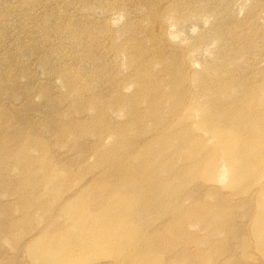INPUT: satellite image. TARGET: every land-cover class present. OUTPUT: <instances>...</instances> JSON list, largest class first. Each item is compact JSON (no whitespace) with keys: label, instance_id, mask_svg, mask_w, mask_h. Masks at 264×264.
I'll use <instances>...</instances> for the list:
<instances>
[{"label":"rangeland","instance_id":"1","mask_svg":"<svg viewBox=\"0 0 264 264\" xmlns=\"http://www.w3.org/2000/svg\"><path fill=\"white\" fill-rule=\"evenodd\" d=\"M204 107L241 136L220 163L260 122L255 170L191 166L213 144L195 124ZM263 169L264 0H0V264H56L31 246L68 225V204L93 209L124 185L141 193L123 229L142 264H264Z\"/></svg>","mask_w":264,"mask_h":264},{"label":"bare ground","instance_id":"2","mask_svg":"<svg viewBox=\"0 0 264 264\" xmlns=\"http://www.w3.org/2000/svg\"><path fill=\"white\" fill-rule=\"evenodd\" d=\"M213 115H215L214 110L208 107H204L197 112L198 118L195 124L208 130L209 137L213 138V144L210 150L201 152L197 157V159L200 158L199 161L191 164V166L203 168L204 173L212 177H222L231 172L238 177H243V171L249 173L250 170H255L253 168L259 160L255 152L257 149L255 150L256 144L254 143L255 140L253 141L252 130L257 128L260 122H251L250 136L246 140L247 144L242 146L241 154L236 161L232 162L228 160L225 164L223 162L220 163V161H225L229 155L232 157V152L235 149L234 146L241 140V136L234 134L232 136L231 132H228L229 130H220L214 128V126L211 128L210 125L213 122L211 117ZM258 133L261 134L263 132L260 130ZM176 142L180 143L181 140H176ZM182 142L187 144L186 141ZM215 148H220V151L217 152ZM258 150L260 151V149ZM217 154L219 158L215 160ZM261 174L264 176V169ZM226 178L231 179L228 176ZM118 189L117 187H112L110 195L104 198L100 205L90 210L80 209L73 204H68L66 206L68 225L39 238V246H31L33 251L38 249V255L43 260L58 264L60 262H68L73 258L80 259L99 246L119 245L126 252L125 255H122L118 259L119 262L122 264H142V258H146V256L137 252L129 254L128 250L131 247L124 242V239L134 237V233L132 230L123 229L124 221L128 219H125V212H128L132 206L131 203L135 200L134 198L140 197L141 193L133 191L127 185L120 186ZM262 189L264 190V183ZM253 223V235L264 248V214L261 210L255 215ZM114 227L118 229V234L114 233ZM110 233L118 235L120 240L108 241L111 236Z\"/></svg>","mask_w":264,"mask_h":264}]
</instances>
